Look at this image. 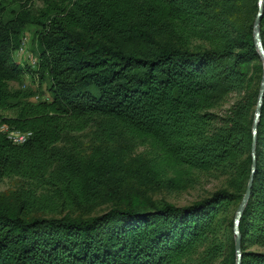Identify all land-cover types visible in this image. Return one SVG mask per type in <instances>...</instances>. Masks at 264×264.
<instances>
[{
	"label": "trees",
	"instance_id": "1",
	"mask_svg": "<svg viewBox=\"0 0 264 264\" xmlns=\"http://www.w3.org/2000/svg\"><path fill=\"white\" fill-rule=\"evenodd\" d=\"M39 1L10 11L0 2V182H22L17 214L0 208V264H235L263 70L258 0ZM27 29L35 69L12 57ZM161 31L177 45L159 44ZM260 36L264 48V0ZM25 72L47 82L50 100L10 87ZM88 129L86 153L72 135ZM11 132L29 136L17 144ZM123 139L143 143L157 185L184 189L182 176L197 171L224 187L190 206L137 210L117 178ZM255 154L241 264H264V97ZM101 199L114 207L87 220L28 218Z\"/></svg>",
	"mask_w": 264,
	"mask_h": 264
},
{
	"label": "rangeland",
	"instance_id": "2",
	"mask_svg": "<svg viewBox=\"0 0 264 264\" xmlns=\"http://www.w3.org/2000/svg\"><path fill=\"white\" fill-rule=\"evenodd\" d=\"M5 2L6 11L12 8H17L19 5L27 3L28 6L37 7L40 5L39 0H0ZM10 14L8 13L6 17ZM159 44L177 45L175 38L166 32H159L155 36ZM30 29H27L22 34L21 45L12 53V57L16 64L22 68L26 66L35 69L38 60L35 57L30 46ZM22 48V51H20ZM12 89H21L34 93L31 101L50 100V94L47 90V82L39 80L37 77H32L31 74L25 72L19 81L9 83ZM232 103L231 99L223 104V108H227ZM91 129L85 130L72 136L79 141L80 148L83 152L88 153L94 146L91 141ZM119 158L122 162L118 180L123 184V187L128 188L131 193L134 208L140 211L150 210L163 205H172L176 207H186L200 202L210 197L215 191L224 187L223 180H215L207 175L189 171L184 176L186 187L180 190H173L157 185L153 180L146 175L141 160L146 149L143 143L137 141L121 140L115 144ZM172 174L169 173V176ZM22 182L18 177L5 178L0 182V208L8 209L13 215L17 214L16 193L21 187ZM125 200L121 207L125 206ZM114 207V203L108 199H101L97 205L92 206H51L44 209H33L28 213V218H68L72 220H87L98 216ZM258 250V249H254ZM264 251V249L259 250Z\"/></svg>",
	"mask_w": 264,
	"mask_h": 264
},
{
	"label": "water",
	"instance_id": "3",
	"mask_svg": "<svg viewBox=\"0 0 264 264\" xmlns=\"http://www.w3.org/2000/svg\"><path fill=\"white\" fill-rule=\"evenodd\" d=\"M262 13H263V0H258V12L254 20V24H253V39H254L255 48L260 56V60L263 65V70H262V78H261V82L259 86L256 107L254 110L253 123H252L253 138H252V145H251V159H252L251 175L249 177L245 193L236 209L234 219H233L232 232L234 236V251H235V256H236L235 264H241L242 254H241V234L239 230V224L241 221V217L244 213V210L247 206L248 200L250 198V190H251L252 183H253V174L256 168L255 147H256L257 125L259 122V118L261 114V107H262L263 97H264V48H263V43H262L261 36H260V21H261Z\"/></svg>",
	"mask_w": 264,
	"mask_h": 264
},
{
	"label": "built area",
	"instance_id": "4",
	"mask_svg": "<svg viewBox=\"0 0 264 264\" xmlns=\"http://www.w3.org/2000/svg\"><path fill=\"white\" fill-rule=\"evenodd\" d=\"M20 51H22V48H20ZM28 136L29 134H20L16 132L9 133V138L17 144L22 143Z\"/></svg>",
	"mask_w": 264,
	"mask_h": 264
}]
</instances>
